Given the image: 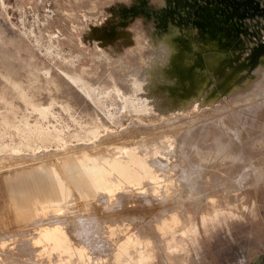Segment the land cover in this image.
<instances>
[{"label": "rangeland", "instance_id": "obj_1", "mask_svg": "<svg viewBox=\"0 0 264 264\" xmlns=\"http://www.w3.org/2000/svg\"><path fill=\"white\" fill-rule=\"evenodd\" d=\"M224 1L166 0V7L157 9L151 0H0V92L8 97L1 107L9 115L0 116L7 120L0 125V259L54 264L56 250L49 251L41 238L47 231L55 245L76 255L86 248L90 264H112L113 250L131 233L151 239L152 264H264V73L254 77L264 65V0ZM205 6L238 13L232 15L235 33L227 34L228 26L216 29L227 36L230 51L206 84L209 97L236 85L243 91L153 126L111 116L117 101L97 95L100 86L92 82L111 74L117 62L133 68L146 62L145 46L151 48L171 22L196 30L202 44L196 11ZM7 64L15 69L12 77L2 76ZM165 71L190 79L177 65ZM72 72L82 80L72 83L65 76ZM247 80L253 81L251 89L244 88ZM7 83L10 91L12 85H31L30 102L49 106L48 116L25 103L21 93L11 95ZM180 86L186 97L193 93V87ZM16 116H25L31 127H48L51 136L32 131L37 137L20 139L9 127ZM93 119L106 129L94 132ZM105 140L112 145L101 151L129 143L144 154L158 146L177 167L173 184L166 191L128 193L113 204H79L72 190L73 204L62 214L67 222L48 219V210L45 217L47 206L34 200L52 196L37 188L40 179L30 174L39 165L60 172L63 158L74 159ZM174 213L184 233L160 236L157 225Z\"/></svg>", "mask_w": 264, "mask_h": 264}, {"label": "bare ground", "instance_id": "obj_2", "mask_svg": "<svg viewBox=\"0 0 264 264\" xmlns=\"http://www.w3.org/2000/svg\"><path fill=\"white\" fill-rule=\"evenodd\" d=\"M212 7L213 8L210 6L200 7L196 11L199 17H196V20H202L204 28V31L200 30L204 41L202 44L197 38L196 30H192V28L188 27L186 24L171 22L166 32L157 38L155 44H151V48L147 47V45L145 46L146 52L148 53L146 62L134 68L132 66L116 65L119 63L117 62L113 64L112 68L109 70L111 74H108V76H103L101 74L99 79L92 82L94 85L100 86L98 89V91H100L97 95L102 94L105 95L106 98H114L115 101H117L116 106H113L115 112L113 111L111 116H116L115 114H117L122 120L126 118L130 121L136 120V122H144L146 124H152L153 126L154 123L160 122L162 119H167L169 121L174 117H178V115H187L191 111L204 109L214 102L230 98L234 94L243 91L240 85L231 86L227 92L220 91L219 97L215 96L210 98L206 90V84L210 76L219 72L220 64L230 51L228 48L227 36L218 33L216 29H223L228 26V28H230L227 34L235 33L234 26L237 25L236 22L235 24L232 23V15L238 14L235 8H233L232 13H228L227 10H219L217 7ZM216 12L219 14H214ZM194 29H197V26H195ZM8 57L7 59H5V57L3 58L8 60ZM97 58L96 60H99ZM13 59H9V61H11L9 64L12 63ZM18 61H20V59ZM107 62H109V59H107ZM175 65H177L185 75L190 76V79L186 80L182 75L179 76L180 80L177 76L173 78L169 77L165 69L172 68ZM7 66L9 68L6 67L7 70L3 69V71L6 72H4L5 74L2 76L12 77L16 73H13L15 69H10L14 67H10L8 64ZM256 70L255 78L257 75L264 73V65H259ZM65 76L74 84L82 80L76 72L65 73ZM1 80L3 79L1 78ZM252 82V80H247L244 88L251 89L253 86ZM180 83L186 84L189 88L193 87V93L186 97ZM12 87H14V89L10 91L9 84L6 86L11 95L15 96L21 93V97L25 103L27 102L34 110L40 111V113L43 111L45 117L48 116L50 111L49 106L46 107L38 103L30 102L31 100L29 97L33 95V87L31 85L24 86L16 84L12 85ZM159 89L160 91H158ZM86 96L89 99L93 97L90 93ZM173 99L177 100L176 106L173 104ZM101 101L103 103L102 99ZM5 103H8V97L7 99H3L0 92V116L9 117L7 109H4L3 106L1 107V105ZM92 121L96 123L94 132L99 133L101 130L103 131L106 129L98 120L93 119ZM6 122L7 120L5 118L0 119V125ZM30 123L31 121H25V116H16L14 121L12 119L10 120L9 127L12 126L16 129L15 135L20 139L37 137L35 134L31 133L32 131L44 134L45 136H51V130L48 127H31L29 125ZM23 124L28 125V127H24ZM24 128L27 130L24 131ZM157 129L158 127L152 130L156 132ZM160 134L163 135L162 133ZM121 135L122 134H120V136ZM94 137H97V134ZM168 139L169 138H167V143H173ZM61 140L62 138H60V141ZM123 143L125 142L123 141ZM64 144L65 143L62 142V145ZM104 145H112V142L105 140L100 144L96 143L95 146H91L90 149L83 151L80 156L74 159L70 156H66L61 162L62 170L60 172L52 167L39 165L36 170L30 174V177L40 179L37 188H45L52 196V198H36L34 200L42 204V206H47L42 209L45 217H48V210L52 211L48 219H52L56 222H67V219L62 214L67 204H73L71 199L73 196L71 193L72 190L76 191L75 194L77 195L76 198L79 200V204L85 205L89 201H93L96 204H113L117 201L118 203H122L123 196H126L125 194L128 193L132 194L134 192L137 193L136 191L145 190H149L152 193H156L159 190L166 191L169 186L173 184L175 178L173 174L177 172V167L176 165L169 164L171 156L169 154H164L158 146L154 145L149 147L150 149H147L146 152L142 154L138 152V147H128L129 143L128 146H114L112 149L101 151ZM91 150H93V152ZM53 193L57 195L54 196L52 195ZM132 200H127V202L130 203ZM180 221L181 219L176 213L167 215L157 225L160 236H167L176 230L184 233V230L178 228V223ZM41 238L44 239V243L49 248V251L56 250V261L54 264H90L91 258L86 248L83 250L82 254L76 255L70 248L55 245L56 243L53 242L50 233L47 231L43 233ZM113 251L112 264H152L156 258L151 239L148 236L144 238L140 234L134 233L127 235L123 243L117 246ZM176 251L179 250L175 249L174 252ZM2 259H0V264H7L6 261ZM96 261L99 263L98 258ZM50 263H53V261Z\"/></svg>", "mask_w": 264, "mask_h": 264}, {"label": "clouds", "instance_id": "obj_3", "mask_svg": "<svg viewBox=\"0 0 264 264\" xmlns=\"http://www.w3.org/2000/svg\"><path fill=\"white\" fill-rule=\"evenodd\" d=\"M151 3L157 9H162V8L166 7V0H151Z\"/></svg>", "mask_w": 264, "mask_h": 264}, {"label": "flooded vegetation", "instance_id": "obj_4", "mask_svg": "<svg viewBox=\"0 0 264 264\" xmlns=\"http://www.w3.org/2000/svg\"><path fill=\"white\" fill-rule=\"evenodd\" d=\"M231 1V0H230Z\"/></svg>", "mask_w": 264, "mask_h": 264}]
</instances>
